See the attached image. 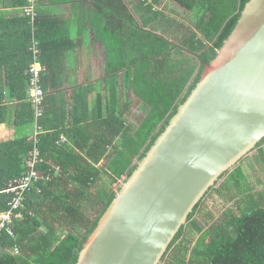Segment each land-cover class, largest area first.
<instances>
[{"label":"trees","instance_id":"1","mask_svg":"<svg viewBox=\"0 0 264 264\" xmlns=\"http://www.w3.org/2000/svg\"><path fill=\"white\" fill-rule=\"evenodd\" d=\"M91 1L79 26L93 28L95 40L101 42L105 75L76 86L67 97L60 80L68 47H60L54 33L43 31L40 12L35 38L45 68L38 117L29 94L34 58L28 18L25 31L14 41L0 24V123L13 111L17 126L13 138L0 139V211L9 208L11 199L4 189L26 171L25 159L36 146L30 138L36 120L41 127L37 146L45 159L39 167L52 168L49 182L39 181L26 192L14 235L5 229L0 234V264L77 263L85 241L119 191L114 184L132 174L165 130L249 0H167L196 14L195 30L186 31L177 18L156 7L164 0ZM177 24L183 29L177 31ZM69 38L73 48L74 37ZM121 83L131 87L132 99L122 101ZM134 105L143 113L137 124L127 117ZM62 135L66 140L58 144ZM263 146L264 138L255 157L264 169ZM104 158L108 162L99 167ZM53 164L61 167L62 175ZM223 177L189 215L163 264H264V189H254L241 162ZM211 192L233 204L219 218L208 212L200 221L197 216ZM194 234L203 237L195 240Z\"/></svg>","mask_w":264,"mask_h":264},{"label":"water","instance_id":"2","mask_svg":"<svg viewBox=\"0 0 264 264\" xmlns=\"http://www.w3.org/2000/svg\"><path fill=\"white\" fill-rule=\"evenodd\" d=\"M263 138L264 0H249L76 264H162L196 205Z\"/></svg>","mask_w":264,"mask_h":264},{"label":"crops","instance_id":"3","mask_svg":"<svg viewBox=\"0 0 264 264\" xmlns=\"http://www.w3.org/2000/svg\"><path fill=\"white\" fill-rule=\"evenodd\" d=\"M91 2V0H0V24L4 25L7 35L11 34V41H14L20 32L25 31L26 17L31 33L37 36L36 22L41 12L43 31L54 33L59 39L60 47H68L65 50L66 58L62 61L65 75L60 80L64 83L60 89L66 91L67 97L74 93L76 86L97 82L105 75V53L101 42L95 40L93 28L79 26L80 21L84 20L85 12L89 13ZM166 3L174 6L171 1ZM28 7H33L34 16L26 11ZM69 37H74L76 46L73 48ZM13 52L14 49L11 54ZM122 86L121 83L119 94L121 89L122 94L124 93ZM122 101H125L123 96ZM13 121V111H10L8 120L0 123V139L15 136L17 126ZM107 162L108 159L104 158L102 166Z\"/></svg>","mask_w":264,"mask_h":264},{"label":"built area","instance_id":"4","mask_svg":"<svg viewBox=\"0 0 264 264\" xmlns=\"http://www.w3.org/2000/svg\"><path fill=\"white\" fill-rule=\"evenodd\" d=\"M26 11L34 16L33 7L26 8ZM31 49L33 51L34 60L29 67L31 71L29 94L32 100L36 103V116H39L42 114L41 106L44 94L40 85L39 70H43L45 66L38 60L40 48L39 41L35 38V34H33ZM38 128L41 131L39 126ZM65 140L66 137L62 136L57 143L61 144L65 142ZM35 143L36 146L30 150L25 159L26 171L24 174L20 177L12 179L4 189L5 192L11 195V199L8 204L9 208L7 210L0 211V234L5 229L9 234L14 235V227L16 224L15 219L23 216L22 212L17 210L24 206L26 192L29 191L35 183L39 181L47 182L52 178V168L46 170L39 167L41 163L45 162V159L41 156L39 147L37 146L38 141ZM53 168L56 172H61V167L59 165L53 164ZM38 190L40 191V188ZM14 251L18 253L19 248L16 247Z\"/></svg>","mask_w":264,"mask_h":264},{"label":"rangeland","instance_id":"5","mask_svg":"<svg viewBox=\"0 0 264 264\" xmlns=\"http://www.w3.org/2000/svg\"><path fill=\"white\" fill-rule=\"evenodd\" d=\"M166 1L167 0H164V2H162L159 5H156V7L163 9L167 15L177 18L182 24L185 25L184 31L190 30V29L195 30V27H193V24H194V21L196 19V14L194 12H186L183 9H180L179 7H174L171 3L170 4L166 3ZM177 26L179 27V28L175 27L177 29V31L180 29H183L182 28L183 26H179L178 24H177ZM122 87H123L124 93L122 94V89H121L120 90V92H121L120 98L122 99V96H123L125 98V100L132 99L131 97H133V94H132L131 87H127V88L125 86H122ZM127 117H128V119H130V121L137 124V123H140V121L142 120L143 113L141 110H139L138 107H136V105H134L130 108L129 113H127ZM38 126L39 125H38L37 120H36L35 126H34V133H33V135L30 136L31 140L34 142H37V141L39 142V139H40L39 135L41 132H40ZM263 148H264V146H263ZM257 152H258L257 149H254L248 155H246L245 158L241 161V165L244 167L246 174L249 176V181L253 185L254 189L262 190V189H264V169L257 162V158L255 157ZM248 156L253 160H250V158H247ZM250 162L254 163V167L250 166ZM102 164L103 163H100L98 166L101 167ZM105 164H104V166H105ZM57 172L59 173V175H62V172H60V171H57ZM224 178L225 177H223V179L218 182L216 187L220 186V183H222V181L225 180ZM107 181H109V179H107ZM47 182H49V181H47ZM124 182H125L124 177L120 178L118 180V182L114 184V187L119 190L121 185ZM100 183L102 184L103 181L101 180ZM98 187L99 186H96L94 188L99 189ZM249 191H250V189H249ZM232 204H233V202H230V203L226 202L222 197H220V195H218V193L211 192L209 195H207V197L205 199V203L203 205V213L198 214L197 217L200 221H204L205 214H207L208 212H212L215 214V219H217L223 214V212L227 209V207L231 206ZM61 233L64 234L63 232H61ZM199 237H203V235L194 234L195 240H197Z\"/></svg>","mask_w":264,"mask_h":264},{"label":"bare ground","instance_id":"6","mask_svg":"<svg viewBox=\"0 0 264 264\" xmlns=\"http://www.w3.org/2000/svg\"><path fill=\"white\" fill-rule=\"evenodd\" d=\"M42 72H43V70H39V76H41V75H42ZM29 73H30V75H31L30 68H29Z\"/></svg>","mask_w":264,"mask_h":264}]
</instances>
